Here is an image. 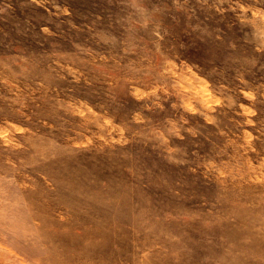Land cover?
I'll return each instance as SVG.
<instances>
[{"label": "rangeland", "instance_id": "rangeland-1", "mask_svg": "<svg viewBox=\"0 0 264 264\" xmlns=\"http://www.w3.org/2000/svg\"><path fill=\"white\" fill-rule=\"evenodd\" d=\"M0 252L264 264V0H0Z\"/></svg>", "mask_w": 264, "mask_h": 264}, {"label": "bare ground", "instance_id": "bare-ground-1", "mask_svg": "<svg viewBox=\"0 0 264 264\" xmlns=\"http://www.w3.org/2000/svg\"><path fill=\"white\" fill-rule=\"evenodd\" d=\"M72 234H74L75 236H77L72 230L70 231V233H69V235L67 236V238H71L72 237ZM80 238H85V235L84 234H81L80 235ZM10 250H13V249H10ZM26 250V252L29 254V255H34L35 253L31 250V249H29V248H26L25 249ZM73 250H74V248H71V249H68L67 251L69 252V253H73ZM0 254L2 255V253L0 252ZM60 259H62V258H60ZM76 259V257H75V253H73V254H71L70 256H68L67 258H66V261H69V260H75ZM89 259V258H88ZM92 259H90V261H91ZM170 260V255H168V256H164V258H163V260H161V259H159V262H160V264H165V261H169ZM190 261H194V259L192 258ZM93 262H95V260H93V261H91L90 263H93ZM14 264H16V262L14 263ZM81 264V263H80Z\"/></svg>", "mask_w": 264, "mask_h": 264}]
</instances>
